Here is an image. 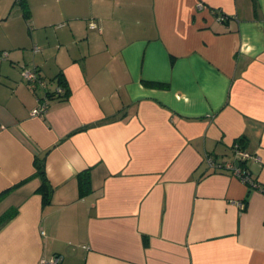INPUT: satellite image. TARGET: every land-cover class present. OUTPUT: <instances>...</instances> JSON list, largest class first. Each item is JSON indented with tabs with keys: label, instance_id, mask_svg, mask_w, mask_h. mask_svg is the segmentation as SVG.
<instances>
[{
	"label": "crops",
	"instance_id": "obj_1",
	"mask_svg": "<svg viewBox=\"0 0 264 264\" xmlns=\"http://www.w3.org/2000/svg\"><path fill=\"white\" fill-rule=\"evenodd\" d=\"M53 254L264 264V0H0V264Z\"/></svg>",
	"mask_w": 264,
	"mask_h": 264
},
{
	"label": "built area",
	"instance_id": "obj_2",
	"mask_svg": "<svg viewBox=\"0 0 264 264\" xmlns=\"http://www.w3.org/2000/svg\"><path fill=\"white\" fill-rule=\"evenodd\" d=\"M20 1V0H17ZM200 6V3H199ZM220 20H223L224 16H219ZM95 24L90 23V27H94ZM35 50L38 49L37 46L34 47ZM7 52H2V55L5 56ZM21 77L29 83L34 84L36 87H40L45 90L42 96L37 98V104L36 106L31 110L30 114L33 116H41L43 115L48 107V98L50 95H62L64 94L65 90L64 87L61 84H56L53 86L52 90H47L48 83L46 80H44L35 70L29 69V68H22L21 69ZM233 150L235 155V161L229 162L226 164V167L230 169L235 176L240 178L244 183L252 182L251 178L244 173L236 164V161L243 160L247 158L250 154L248 152H245L244 150L239 148V145L237 142L233 144ZM206 161L209 165H214L216 167H219L220 165L212 160L210 156L207 155ZM222 167V166H220ZM254 184V183H253ZM238 206L240 208L244 207V204L242 202L238 203ZM61 255L53 254L50 258H41L39 264H61Z\"/></svg>",
	"mask_w": 264,
	"mask_h": 264
},
{
	"label": "trees",
	"instance_id": "obj_3",
	"mask_svg": "<svg viewBox=\"0 0 264 264\" xmlns=\"http://www.w3.org/2000/svg\"><path fill=\"white\" fill-rule=\"evenodd\" d=\"M25 11L27 12V9H25ZM60 81V82H59ZM57 84H61L64 87V94L59 95V97L61 96L62 98L64 97V95H66V91L67 89L65 88L64 84L61 82V80H58ZM239 145V148H241L240 144L238 141H236ZM213 160V159H212ZM215 162V161H214ZM238 164L237 166L244 171L245 174H247L252 182H248L247 184L252 186L254 185L253 183V179L250 175V172L247 170V168H245L244 166H242V161L239 160L237 161ZM220 166H223L222 164L218 163ZM209 165V164H208ZM216 167L214 165H209V167L215 168V169H219L221 167ZM34 167H35V174L41 176V184L39 185V187L37 188L39 191H41V193L43 194V198L45 199V201L48 200V194H49V188H48V184H47V178L45 176V165H44V156H35L34 157ZM230 170V169H229ZM231 171V170H230ZM232 172V171H231ZM233 173V172H232ZM78 178H79V186H80V191L81 193H86L88 191V177H87V173L84 172H80L78 173Z\"/></svg>",
	"mask_w": 264,
	"mask_h": 264
},
{
	"label": "water",
	"instance_id": "obj_4",
	"mask_svg": "<svg viewBox=\"0 0 264 264\" xmlns=\"http://www.w3.org/2000/svg\"><path fill=\"white\" fill-rule=\"evenodd\" d=\"M236 164H238V162L236 161Z\"/></svg>",
	"mask_w": 264,
	"mask_h": 264
}]
</instances>
